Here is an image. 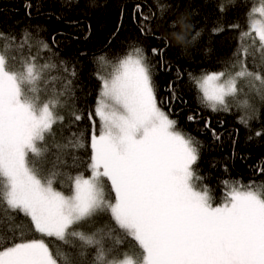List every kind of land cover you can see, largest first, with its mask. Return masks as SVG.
<instances>
[{"label": "snow or ice", "instance_id": "6c2138e0", "mask_svg": "<svg viewBox=\"0 0 264 264\" xmlns=\"http://www.w3.org/2000/svg\"><path fill=\"white\" fill-rule=\"evenodd\" d=\"M143 7L136 3L132 18L139 23L141 33L151 34L159 42L151 49L153 56L163 57L173 47L172 38L177 45L187 46L201 35L196 32L188 39L193 27L189 23L191 12L173 13V18L168 15L170 3H157V19L156 13L145 15ZM225 7L218 5L221 13ZM256 14L264 18V0L249 16ZM153 21L164 26L171 37L156 35L146 27ZM229 27L239 29V25ZM212 31L224 29L214 27ZM249 37L252 44L246 45L244 41ZM0 39L5 41L0 48V211L9 220L23 214L36 232L65 243L71 237L80 242L81 248L95 249L92 264H264V190L233 185L224 201L215 203L207 187L198 189L196 182L202 178L196 175L194 166L199 145L177 131V122L159 105L152 65L142 48H134L111 64L108 75L99 77L101 90L94 112L87 116L94 128L91 176L69 177L71 194L65 195L54 187L63 175L59 171L61 154L69 146L82 145L75 133L68 144L55 142L53 130L65 121L58 110L71 90L68 77H74L75 70L69 72L64 61L39 64V53L51 49L47 42L35 40L28 30L0 31ZM240 39L241 45L234 53L242 57L240 71L234 75L211 72L193 78L203 101L213 111H229L230 99L239 107H251L249 99H239L243 92L239 81L244 79L264 99V63L254 64V70H249L247 64L250 56L255 60L258 55L264 61V19L253 20ZM100 59L109 63L104 57ZM61 68V75H52ZM176 98L173 92L172 99ZM95 118L100 121L98 134ZM195 118L188 117L190 121ZM71 119L77 122L84 117L72 113ZM240 122L248 124L244 117ZM205 127L210 125L206 123ZM255 135L264 136V130ZM48 136H53L51 145L46 144ZM213 137L219 139L214 131ZM50 155L55 159L49 168ZM260 171L264 174V167ZM105 178L114 200L105 193ZM99 213L110 214L116 229L77 230ZM116 230L138 244L139 258L114 256L116 248L124 243L118 236L113 246L106 248L105 241L113 240ZM9 231L11 235L0 237L7 245L0 248V264H83L74 257L54 255L43 240L18 241L16 233ZM84 255V251L79 252L81 258Z\"/></svg>", "mask_w": 264, "mask_h": 264}, {"label": "trees", "instance_id": "16d2710c", "mask_svg": "<svg viewBox=\"0 0 264 264\" xmlns=\"http://www.w3.org/2000/svg\"><path fill=\"white\" fill-rule=\"evenodd\" d=\"M258 0H0V31L6 33H22L28 30L35 40H43L51 51L39 53V64L46 62L59 64L64 61L69 72L75 70L71 79V90L61 100L63 107L59 115L65 117L63 124H56L53 130L55 142L68 144L73 139V133L82 146H69L61 154L62 163L59 171L63 173L54 187L70 194L71 179L76 175L88 176L91 158V136L93 121L87 116L94 112L96 100L101 89L100 76H106L112 71L111 64L139 47L152 65V79L157 90V101L162 110L169 114L170 119L177 122L176 129L185 136L192 137L199 145V158L194 166L198 187H207L215 203L224 200L225 194L233 185L264 190V136H256L257 131L264 130V99L258 98L252 102L250 109L239 107L230 99V110L213 111L203 101V96L194 83L202 75L211 72L226 71L235 73L240 67V59L234 56L241 45V32L248 31L249 13ZM261 2V0H259ZM136 3L144 5L145 15L159 11L156 4H171L168 13L191 12L189 23L193 26L190 35L200 32L201 35L193 43L177 45L172 38L173 47L161 56H153L151 49L159 42L151 34L141 33L139 23L132 18ZM224 4L225 11L221 13L218 5ZM30 5V7H27ZM175 18V16H173ZM230 25H239L238 30ZM152 28L156 35H168L164 26H158L156 21L146 25ZM214 27H222L224 31L214 33ZM253 35H255L253 33ZM33 41V43L35 42ZM5 41L0 39V48ZM244 43L252 44V38ZM256 47H259L257 41ZM252 49L250 48V51ZM32 54H37L35 47ZM104 57L109 63L100 58ZM264 63L257 55L247 60L249 70L253 65ZM18 68L19 66L16 65ZM53 71L52 75L59 76ZM175 92L176 99H172ZM72 113L81 114L84 119L73 122ZM192 115L196 118L189 120ZM241 117L248 120L244 125ZM97 118H95V132ZM210 127H205V124ZM213 131L219 139L213 137ZM53 136L46 138V144L51 145ZM55 158L48 157V167ZM225 181L228 182L227 186ZM106 195L112 198L113 193L107 189ZM103 228L116 229L110 214L99 213L95 217L78 226L77 230L86 232ZM14 231L17 240H43L50 251L63 254L69 258L82 260L83 264H92L95 249L81 248L80 242L69 238L68 242L56 237L36 232L30 219L23 214L9 220L0 211V237L6 238ZM123 240V246L117 247L114 256L122 259L124 254L139 258L141 250L138 244L123 232L116 230L113 240H106L107 247L113 246L115 237ZM75 245V247H74ZM7 246L5 239H0V248ZM84 251V257L79 252ZM112 258V257H109Z\"/></svg>", "mask_w": 264, "mask_h": 264}, {"label": "rangeland", "instance_id": "374dc122", "mask_svg": "<svg viewBox=\"0 0 264 264\" xmlns=\"http://www.w3.org/2000/svg\"><path fill=\"white\" fill-rule=\"evenodd\" d=\"M260 1L258 0L256 3H255V5H254V7H259L260 6ZM253 7V8H254ZM262 19H264V18H262V17H260L258 14H256V15H253V16H251V19H250V23L253 21V20H256V21H260V20H262ZM241 69H239L238 71H240ZM237 72V71H236ZM235 73H233V75H234ZM203 76V75H202ZM201 76V77H202ZM200 77V78H201ZM239 85H240V87L243 89V92L240 94V96H239V99L240 100H243V99H245V98H247V99H249V102H250V104H251V107H252V102H254L255 101V99H258V98H260V95H258L257 93H256V91H255V89H253V88H251V86H250V83H249V81L248 80H246V79H244V80H241V81H239ZM101 86H102V80H101ZM101 90V89H100ZM202 94V93H201ZM252 101V102H251ZM237 105H238V103H237V101H234ZM250 107V108H251ZM250 108H247V109H250ZM99 126H100V121H99V118H97V121H96V127H97V134L99 133ZM177 130V129H176ZM177 131H179V130H177ZM91 176V172H90V174L88 175V176H84L85 178H87V177H90ZM196 184H197V182H196ZM199 185L197 184V187H198ZM203 187H198V189H202ZM104 189H105V193H107V189H109L110 191H111V186H110V182H108L107 180H106V178L104 179ZM58 191V190H57ZM71 194V193H70ZM65 195H69V194H65ZM110 199H112V200H114V193H113V195H112V198H110ZM224 201V200H223ZM223 201H221L220 203H222Z\"/></svg>", "mask_w": 264, "mask_h": 264}]
</instances>
